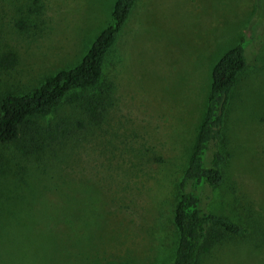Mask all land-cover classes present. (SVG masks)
<instances>
[{
	"label": "rangeland",
	"instance_id": "rangeland-1",
	"mask_svg": "<svg viewBox=\"0 0 264 264\" xmlns=\"http://www.w3.org/2000/svg\"><path fill=\"white\" fill-rule=\"evenodd\" d=\"M115 2L0 0V96L28 94L76 66L110 24ZM246 3L251 19L241 32ZM242 38L248 71L226 119L224 180L202 205L250 234L213 245L198 264H264V0H137L100 84L69 94L50 117L28 121L74 139L58 154L64 165L4 156L0 264H168L177 242V185L212 69ZM100 101L105 111L94 121ZM55 173L68 186L36 204ZM153 202L165 222L154 219ZM42 214L50 227L39 239L32 232Z\"/></svg>",
	"mask_w": 264,
	"mask_h": 264
},
{
	"label": "trees",
	"instance_id": "trees-1",
	"mask_svg": "<svg viewBox=\"0 0 264 264\" xmlns=\"http://www.w3.org/2000/svg\"><path fill=\"white\" fill-rule=\"evenodd\" d=\"M136 1L116 0L110 24L95 38L76 66L57 72L28 94L0 96V169H3L1 163L6 159V153L17 162H43L52 169L56 163L64 165L58 154L70 142L76 143L74 139L55 128L43 129L28 121L33 117H50L69 94L100 84L106 58L129 20ZM246 66L245 38H242L237 45L223 53L212 69L204 115L177 185L179 198L173 215L177 242L174 256L168 264H198L200 256L213 245L225 239H244L250 234L246 227L213 214L202 205V198L208 200L211 190L224 180L222 167L227 161L224 129L233 90ZM102 101L106 102L107 98ZM102 101L96 103V109L91 114L94 121L105 111ZM58 180L55 173L50 187L36 204L52 202L48 195L57 191L59 186L65 189L69 184L65 179H61L60 183ZM153 206L155 208L151 212L156 216L154 219L165 222V214L156 207L155 202ZM44 216L43 219L39 217L37 231L32 232L33 237L46 238L50 226ZM66 222L70 227V220ZM24 233L27 234V230Z\"/></svg>",
	"mask_w": 264,
	"mask_h": 264
},
{
	"label": "crops",
	"instance_id": "crops-1",
	"mask_svg": "<svg viewBox=\"0 0 264 264\" xmlns=\"http://www.w3.org/2000/svg\"><path fill=\"white\" fill-rule=\"evenodd\" d=\"M243 9H245V11H246V15L248 16V12H249V9H248V3H246V6L243 8ZM249 19H251V17H242V21H244V25L242 26V31L241 32H243V30L246 32V30H247V32H248V30H249ZM261 28L260 27H258L257 28V30H260ZM257 30H256V33H257ZM250 31H251V29H250ZM244 32V33H245ZM252 32V31H251ZM243 33V34H244ZM255 33V34H256ZM252 34H253V32H252ZM260 35V33L259 34H256V37H258ZM216 44V47L214 48L215 49V51H214V53H213V55L214 54H216V53H219V51H217V49L219 48L218 46L219 45H221V43H215ZM230 48V47H229ZM228 49V48H227ZM224 50H226V48H224ZM218 56H220V54H218ZM222 56V55H221ZM220 59V58H219ZM246 63H247V61H246ZM247 71H248V67L246 66V68H245V70L241 73V75L240 76H245L246 75V73H247ZM239 80V79H238ZM238 82V81H237ZM237 84V83H236Z\"/></svg>",
	"mask_w": 264,
	"mask_h": 264
}]
</instances>
